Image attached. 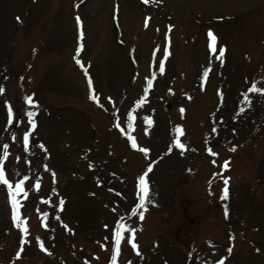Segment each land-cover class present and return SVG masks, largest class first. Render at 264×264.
Returning a JSON list of instances; mask_svg holds the SVG:
<instances>
[{
    "label": "rangeland",
    "instance_id": "obj_1",
    "mask_svg": "<svg viewBox=\"0 0 264 264\" xmlns=\"http://www.w3.org/2000/svg\"><path fill=\"white\" fill-rule=\"evenodd\" d=\"M261 77L264 0H0L3 164L14 191L28 177L16 222L0 182V264H106L117 222L121 242L136 230L131 264H264V93L244 97Z\"/></svg>",
    "mask_w": 264,
    "mask_h": 264
},
{
    "label": "snow or ice",
    "instance_id": "obj_2",
    "mask_svg": "<svg viewBox=\"0 0 264 264\" xmlns=\"http://www.w3.org/2000/svg\"><path fill=\"white\" fill-rule=\"evenodd\" d=\"M145 2H147V0H145ZM77 22L79 23V17H77ZM208 35L210 37H212L213 39H215V37L213 36L211 30H209ZM209 48H211L213 51H215V48L213 47L212 44H209ZM77 51H79V49H77ZM219 52L222 55L223 52H224V48L220 47ZM159 64H160L159 71L163 72L164 71V61L160 60ZM210 70H211V65L209 64L208 68H206L205 71H204V75L207 76V74H208V72H210ZM261 79H264V77H261ZM89 86L91 87V80H89ZM4 91H5L4 86L0 85V93H3ZM248 92L264 93V87L258 86L256 80L254 79L252 81L251 85L249 86L247 92L244 93L245 100L249 99ZM91 98L94 99V100L96 99L95 96H92ZM24 99L27 100L29 104H34L35 103V101H33L31 99V97H24ZM5 104H7V101H5ZM242 110L243 109H241V111ZM181 112H183V109H181ZM32 115H33L32 112L29 111L28 112V116L31 117ZM7 116H8V122L11 123L12 122V118H13V108L12 107L8 108ZM130 119L131 118L129 117V122H130ZM31 123H32V126L35 127V122L32 121ZM117 126H119V125H117ZM176 131L177 132L181 131V128H180L179 125H177ZM212 131L216 132V128L214 127L212 129ZM129 139L131 140L132 138L129 137ZM28 142H29V136H28V133L25 132L24 136H23V143H24L25 150H27V148H28ZM174 144L176 146L180 147V148H184L185 147V144L182 143L181 140L178 139V138H176L174 140ZM132 147L133 148L137 147V145H136L134 140L132 141ZM0 148H2L4 150L2 156H0V181H2L3 185L8 186L9 200H10V203H11V206H12V220L14 222H16L17 219H18L17 209H18L19 205H18L17 201L13 198L14 194H13V189H12V181L9 178H6V167L7 166L3 164L4 159L8 156V152H7L8 145L5 143L3 145H0ZM169 150H171V149H169ZM206 150L207 151H211L210 148H208ZM142 151L147 155L149 149L148 148H143ZM213 155H215V153H213ZM16 159L19 160V157L17 156ZM89 167H92L91 163L89 164ZM225 167H227V163L226 162H225ZM147 168H148V170H151L152 164L149 163L147 165ZM146 175L147 174L144 173V174H140L137 177L138 190L142 193V195L140 197V203L138 205H136V207H143L144 206L145 198H146V196H147V194L149 192V183H148V180L146 178ZM27 179H28V177L25 176L23 178V180H21V179H16L15 180L14 183H15L16 192H20V191L23 190L22 189L23 182H24V180H27ZM54 180H55V174L53 173V181ZM99 182L100 181L97 180V183H99ZM224 185L225 186H224V189H223L222 197L226 198L228 196L227 177L224 178ZM53 191H55V189H53ZM60 205L61 206L63 205V200L62 199L60 200ZM226 214H227V210H226ZM139 215H140V218L142 219L143 218V213L141 212ZM17 227L18 228L20 227V225L18 223H17ZM65 227L67 228L66 225H65ZM105 227L108 228V225H105ZM24 231H26V228L24 229ZM109 231H110V233H112V239L114 241L113 247H112V257H111L110 264H116L117 255H118V252H119V247H120V244H121V240L124 239V236L122 235V231L120 229V226H119L118 222L116 223V226L114 228H109ZM124 232L132 234L131 236L127 237V242L132 245V248L134 250H136L137 254L139 255L138 245H137L136 242H134L135 229L133 227H127V228L124 229ZM36 239L39 241V237H37ZM105 239H108V237H105ZM45 250H47V249H45ZM17 255L19 256V253H17ZM221 259H223V258H221ZM128 264H130V262H128ZM218 264H219V262H218Z\"/></svg>",
    "mask_w": 264,
    "mask_h": 264
}]
</instances>
